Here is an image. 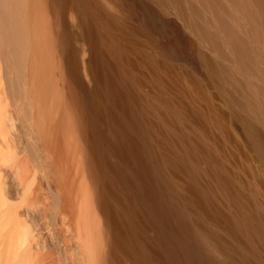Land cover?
<instances>
[{
    "label": "bare ground",
    "instance_id": "1",
    "mask_svg": "<svg viewBox=\"0 0 264 264\" xmlns=\"http://www.w3.org/2000/svg\"><path fill=\"white\" fill-rule=\"evenodd\" d=\"M0 264H264V0H0Z\"/></svg>",
    "mask_w": 264,
    "mask_h": 264
}]
</instances>
